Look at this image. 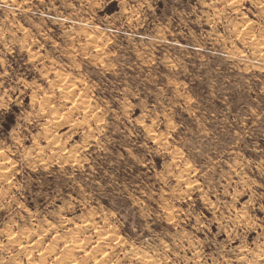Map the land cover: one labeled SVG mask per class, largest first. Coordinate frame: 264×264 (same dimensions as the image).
I'll return each mask as SVG.
<instances>
[{
  "label": "clouds",
  "instance_id": "1",
  "mask_svg": "<svg viewBox=\"0 0 264 264\" xmlns=\"http://www.w3.org/2000/svg\"><path fill=\"white\" fill-rule=\"evenodd\" d=\"M0 264H264V0H0Z\"/></svg>",
  "mask_w": 264,
  "mask_h": 264
}]
</instances>
